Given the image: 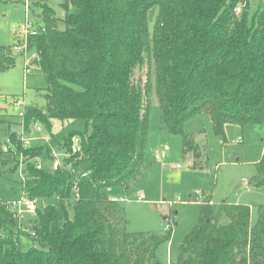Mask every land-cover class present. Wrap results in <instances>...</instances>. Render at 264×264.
<instances>
[{"label": "trees", "instance_id": "obj_1", "mask_svg": "<svg viewBox=\"0 0 264 264\" xmlns=\"http://www.w3.org/2000/svg\"><path fill=\"white\" fill-rule=\"evenodd\" d=\"M34 1L45 28L28 49L36 48L33 64L48 86L45 109L26 105V130L35 121L50 129L51 119H81L84 129L56 139L69 153L57 170L27 163L23 187L38 204L29 228L0 199V264H161L157 250L172 231L130 232L110 190L129 187L150 166L152 89L166 130L182 136L186 151L199 150L184 131L196 115H210L223 139L228 124L264 123V0L255 13L250 0H65L64 29L53 7ZM143 57L147 78L134 81ZM15 64L13 45L0 44V71ZM75 135L81 150L72 152ZM7 138L0 161L13 163L11 171L18 170L16 152L51 158L48 144L25 147L17 131ZM248 182L264 190V151ZM259 212L252 224L251 206L206 197L174 263L264 264V204ZM21 235L34 245L24 250Z\"/></svg>", "mask_w": 264, "mask_h": 264}, {"label": "rangeland", "instance_id": "obj_2", "mask_svg": "<svg viewBox=\"0 0 264 264\" xmlns=\"http://www.w3.org/2000/svg\"><path fill=\"white\" fill-rule=\"evenodd\" d=\"M42 1L54 8L55 16L60 18L57 25L64 29L65 23L61 18L65 0ZM262 8L261 0H250L252 13ZM41 12V5L34 0H0V44L14 46L17 37L12 28L23 24L27 15L39 32L44 31ZM13 52L16 64L0 71V143L4 146L12 131L21 130L18 116L21 107L15 103L16 98L21 97L27 105L45 109L44 93L48 86L45 76L33 64L37 57L36 48L28 49L26 56L24 50L13 49ZM141 62L134 70V81L137 78L145 81L147 78V58L143 57ZM151 94L146 147V160L150 166L146 164L148 169H145V174L131 181L129 187L117 185L110 193L125 198L121 203L126 209L130 232L163 234L167 230L172 231L171 240L163 242L157 250L161 264H169L177 260L181 242L199 221L203 199L197 196V192L216 205L224 202L249 205L251 223L258 221L259 206L264 204V190L253 187L248 180L257 173V162L263 155L264 123L228 124L226 139H223L214 133L210 115H196L185 122L184 131L193 136L199 150L186 151L182 136L166 130L154 89ZM40 125L45 133L51 134L50 144L61 159L65 151L56 145V139L62 141L64 135H69L71 131L84 129L81 119H51L50 129L44 123ZM31 129L30 126L29 132ZM32 135L37 137L40 134L33 131ZM33 142L42 144L37 139ZM42 163L47 167L50 165L49 161L42 160ZM13 166V163L3 164L0 161V167L5 171L0 176V199L5 202L20 200L23 194L21 175L18 170H10ZM19 209L22 225L29 228V218H34V214L23 204ZM20 240L24 250L34 245L29 235H21Z\"/></svg>", "mask_w": 264, "mask_h": 264}, {"label": "built area", "instance_id": "obj_3", "mask_svg": "<svg viewBox=\"0 0 264 264\" xmlns=\"http://www.w3.org/2000/svg\"><path fill=\"white\" fill-rule=\"evenodd\" d=\"M241 8H238L237 10L240 11ZM12 32L14 33V35L17 37V41L13 46V49L16 51H21L24 50V54L26 56V52L28 50V42H29V38L33 35H37L39 33L38 27L35 26L34 22H32L28 15L27 18L25 20V22L23 24H21L20 26L16 27L14 26L12 28ZM27 67H28V62H27ZM15 103L17 105H19L21 107V111L19 112L18 116L20 117V132H19V138L21 140V142L23 143V145L25 147H32L34 145H36L33 140H40V142L42 144H48L51 147V158L49 160L50 162V169L51 170H57L58 168H60L63 165V158H59V153L55 150V148L53 146H51L50 142H51V134L50 133H45L42 126L40 125L41 123L39 121H35L31 123V130L29 132V130H26V126H25V110H26V102L23 98L18 97L15 100ZM33 131H37L39 132V136L34 137L32 135ZM8 141V138H7ZM81 150V139L80 136L75 135L72 139V152H77ZM17 158H18V171L21 175V181L23 184V181L25 179V169L27 166L28 162H32V161H37L36 162V166L37 168H43V163H42V159L41 158H36V159H29L28 156H25L23 152L17 153ZM69 155V153H65L64 156ZM79 189L77 187H75L74 189V195L75 198L78 199L79 198ZM197 196L200 197L201 199H203V201H205V197L203 194H201V192H197ZM113 200L116 201H123L125 200V198L123 197H118V196H113L112 197ZM8 204L10 205V207L16 209L19 213V215L21 214V210L19 209V207L21 206V204L25 205L27 207V210L32 213L35 214L36 210H37V201L36 199H31L29 197V193L26 189H24L23 187V194L20 200H14L11 202H8ZM169 264H175L174 262L170 261Z\"/></svg>", "mask_w": 264, "mask_h": 264}, {"label": "crops", "instance_id": "obj_4", "mask_svg": "<svg viewBox=\"0 0 264 264\" xmlns=\"http://www.w3.org/2000/svg\"><path fill=\"white\" fill-rule=\"evenodd\" d=\"M64 14H65V12H64ZM246 181H247V180H246ZM246 181H245V182H246Z\"/></svg>", "mask_w": 264, "mask_h": 264}]
</instances>
